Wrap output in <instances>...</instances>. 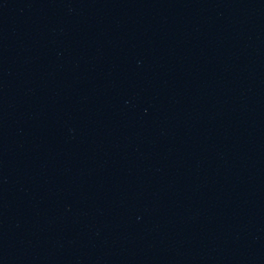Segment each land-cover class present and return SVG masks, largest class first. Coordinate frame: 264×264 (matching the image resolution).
I'll return each instance as SVG.
<instances>
[{"label":"water","instance_id":"95a60500","mask_svg":"<svg viewBox=\"0 0 264 264\" xmlns=\"http://www.w3.org/2000/svg\"><path fill=\"white\" fill-rule=\"evenodd\" d=\"M0 264H264V0H0Z\"/></svg>","mask_w":264,"mask_h":264}]
</instances>
